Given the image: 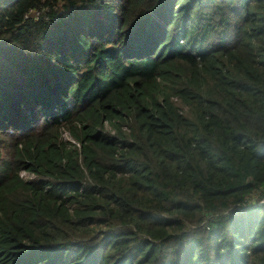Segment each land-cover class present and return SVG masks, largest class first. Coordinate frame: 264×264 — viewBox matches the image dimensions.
I'll list each match as a JSON object with an SVG mask.
<instances>
[{
	"label": "trees",
	"instance_id": "trees-1",
	"mask_svg": "<svg viewBox=\"0 0 264 264\" xmlns=\"http://www.w3.org/2000/svg\"><path fill=\"white\" fill-rule=\"evenodd\" d=\"M263 199L264 0H0V264H264Z\"/></svg>",
	"mask_w": 264,
	"mask_h": 264
},
{
	"label": "built area",
	"instance_id": "built-area-1",
	"mask_svg": "<svg viewBox=\"0 0 264 264\" xmlns=\"http://www.w3.org/2000/svg\"><path fill=\"white\" fill-rule=\"evenodd\" d=\"M257 206H264V199L256 204Z\"/></svg>",
	"mask_w": 264,
	"mask_h": 264
},
{
	"label": "rangeland",
	"instance_id": "rangeland-1",
	"mask_svg": "<svg viewBox=\"0 0 264 264\" xmlns=\"http://www.w3.org/2000/svg\"><path fill=\"white\" fill-rule=\"evenodd\" d=\"M65 137H66L67 140L69 139V137H68L67 135H65ZM22 176H23L24 178H28V175H26V174H22Z\"/></svg>",
	"mask_w": 264,
	"mask_h": 264
},
{
	"label": "clouds",
	"instance_id": "clouds-1",
	"mask_svg": "<svg viewBox=\"0 0 264 264\" xmlns=\"http://www.w3.org/2000/svg\"><path fill=\"white\" fill-rule=\"evenodd\" d=\"M261 201H262V200H261ZM259 202H260V201H258V202H256V203H254V204H253V207H254V206H257L256 204H257V203H259Z\"/></svg>",
	"mask_w": 264,
	"mask_h": 264
}]
</instances>
